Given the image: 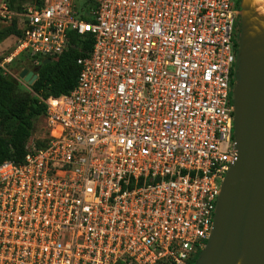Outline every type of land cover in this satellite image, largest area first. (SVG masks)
I'll list each match as a JSON object with an SVG mask.
<instances>
[{"label":"built area","instance_id":"built-area-1","mask_svg":"<svg viewBox=\"0 0 264 264\" xmlns=\"http://www.w3.org/2000/svg\"><path fill=\"white\" fill-rule=\"evenodd\" d=\"M236 4L0 1V23L21 33L0 68L26 87L22 70L75 49L73 36L92 41L74 90L44 101L43 138L0 166V264L198 257L238 158Z\"/></svg>","mask_w":264,"mask_h":264},{"label":"water","instance_id":"water-1","mask_svg":"<svg viewBox=\"0 0 264 264\" xmlns=\"http://www.w3.org/2000/svg\"><path fill=\"white\" fill-rule=\"evenodd\" d=\"M245 30L243 24L233 91L238 158L222 182L211 235L196 264H238L240 258L264 264V54H253L264 44L252 46ZM20 77L29 86L38 79L28 69Z\"/></svg>","mask_w":264,"mask_h":264},{"label":"trees","instance_id":"trees-1","mask_svg":"<svg viewBox=\"0 0 264 264\" xmlns=\"http://www.w3.org/2000/svg\"><path fill=\"white\" fill-rule=\"evenodd\" d=\"M11 10L21 11L31 0H5ZM241 1L236 7L241 11ZM88 4V2H87ZM89 8L90 2L86 5ZM8 34L18 35L15 25L8 27ZM87 38L90 39L88 36ZM1 39V38H0ZM75 49H70L51 59L47 64L42 61L36 69L38 79L26 87L12 76L6 75L0 68V166L6 161L22 163L27 155V146L36 129V121L46 113L44 101L50 97L68 95L78 84L80 67L77 60L84 57L91 49L92 41L86 43L78 36H73ZM237 50L239 44L236 45ZM237 73V69H236ZM235 78V75L233 74ZM43 142L37 141L40 148ZM198 257L188 264H196Z\"/></svg>","mask_w":264,"mask_h":264},{"label":"rangeland","instance_id":"rangeland-1","mask_svg":"<svg viewBox=\"0 0 264 264\" xmlns=\"http://www.w3.org/2000/svg\"><path fill=\"white\" fill-rule=\"evenodd\" d=\"M1 1V0H0ZM83 1V0H80ZM244 10L242 11L239 19L236 21L235 29H234V38L235 44H239L242 34V26L244 24L246 31L248 32L247 25L249 23V19L247 15H245L246 8L243 6ZM250 11V9L248 10ZM247 21V22H246ZM243 23V24H242ZM247 24V25H246ZM8 27L9 25L0 23V61L4 60V58L11 57L16 51V44L15 40L8 34ZM238 51V50H237ZM238 65L236 64L234 75L236 74V69ZM36 129L34 131L33 137L29 144H32L34 140L41 139L45 135V121L44 119H38L36 121Z\"/></svg>","mask_w":264,"mask_h":264},{"label":"bare ground","instance_id":"bare-ground-1","mask_svg":"<svg viewBox=\"0 0 264 264\" xmlns=\"http://www.w3.org/2000/svg\"><path fill=\"white\" fill-rule=\"evenodd\" d=\"M243 5L247 8L245 15L249 19L247 25V32L245 30V39L251 43L252 46L264 44V0H242ZM250 9V11H248ZM247 22V21H246ZM255 55L264 54L263 49L253 51ZM238 264H242V259L238 260Z\"/></svg>","mask_w":264,"mask_h":264},{"label":"flooded vegetation","instance_id":"flooded-vegetation-1","mask_svg":"<svg viewBox=\"0 0 264 264\" xmlns=\"http://www.w3.org/2000/svg\"><path fill=\"white\" fill-rule=\"evenodd\" d=\"M232 83H233L234 88H235V87H236V86H235V85H236L235 78H233Z\"/></svg>","mask_w":264,"mask_h":264}]
</instances>
